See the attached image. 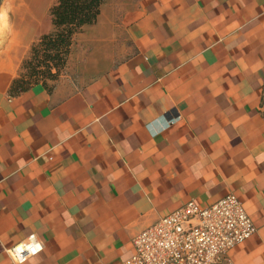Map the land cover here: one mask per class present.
Listing matches in <instances>:
<instances>
[{
    "label": "crops",
    "instance_id": "crops-1",
    "mask_svg": "<svg viewBox=\"0 0 264 264\" xmlns=\"http://www.w3.org/2000/svg\"><path fill=\"white\" fill-rule=\"evenodd\" d=\"M0 47V264H127L190 200L234 193L256 233L222 264H264V0H103L65 74L11 96L55 0H27Z\"/></svg>",
    "mask_w": 264,
    "mask_h": 264
},
{
    "label": "built area",
    "instance_id": "built-area-1",
    "mask_svg": "<svg viewBox=\"0 0 264 264\" xmlns=\"http://www.w3.org/2000/svg\"><path fill=\"white\" fill-rule=\"evenodd\" d=\"M257 230L234 193L206 207L190 200L133 238L135 252L127 264H222ZM42 250L33 234L8 253L22 264Z\"/></svg>",
    "mask_w": 264,
    "mask_h": 264
},
{
    "label": "trees",
    "instance_id": "trees-1",
    "mask_svg": "<svg viewBox=\"0 0 264 264\" xmlns=\"http://www.w3.org/2000/svg\"><path fill=\"white\" fill-rule=\"evenodd\" d=\"M102 4L103 0H55L49 9L52 29L31 45L9 94L17 96L36 84L52 90L66 72L75 37L97 22Z\"/></svg>",
    "mask_w": 264,
    "mask_h": 264
},
{
    "label": "rangeland",
    "instance_id": "rangeland-1",
    "mask_svg": "<svg viewBox=\"0 0 264 264\" xmlns=\"http://www.w3.org/2000/svg\"><path fill=\"white\" fill-rule=\"evenodd\" d=\"M27 0H3L0 6V47L11 39L12 31L19 16L28 8ZM65 74V72H64ZM63 75V74H62ZM62 77V76H61Z\"/></svg>",
    "mask_w": 264,
    "mask_h": 264
},
{
    "label": "water",
    "instance_id": "water-1",
    "mask_svg": "<svg viewBox=\"0 0 264 264\" xmlns=\"http://www.w3.org/2000/svg\"><path fill=\"white\" fill-rule=\"evenodd\" d=\"M2 1H3V0H0V6L2 5Z\"/></svg>",
    "mask_w": 264,
    "mask_h": 264
}]
</instances>
